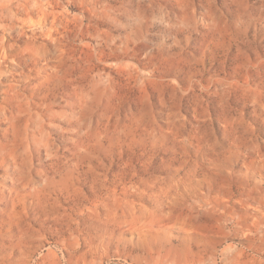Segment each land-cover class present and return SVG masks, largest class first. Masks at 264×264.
I'll list each match as a JSON object with an SVG mask.
<instances>
[{
  "label": "rangeland",
  "instance_id": "1",
  "mask_svg": "<svg viewBox=\"0 0 264 264\" xmlns=\"http://www.w3.org/2000/svg\"><path fill=\"white\" fill-rule=\"evenodd\" d=\"M0 264H264V0H0Z\"/></svg>",
  "mask_w": 264,
  "mask_h": 264
}]
</instances>
